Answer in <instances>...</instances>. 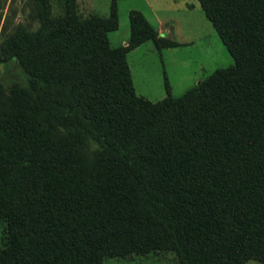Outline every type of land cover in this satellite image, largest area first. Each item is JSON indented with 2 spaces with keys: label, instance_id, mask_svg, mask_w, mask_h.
Segmentation results:
<instances>
[{
  "label": "trees",
  "instance_id": "1",
  "mask_svg": "<svg viewBox=\"0 0 264 264\" xmlns=\"http://www.w3.org/2000/svg\"><path fill=\"white\" fill-rule=\"evenodd\" d=\"M197 1L233 62L156 101L125 54L178 43L131 8L110 46L117 0L106 15L34 0L37 27L3 33L0 264H264V0Z\"/></svg>",
  "mask_w": 264,
  "mask_h": 264
},
{
  "label": "rangeland",
  "instance_id": "2",
  "mask_svg": "<svg viewBox=\"0 0 264 264\" xmlns=\"http://www.w3.org/2000/svg\"><path fill=\"white\" fill-rule=\"evenodd\" d=\"M109 2L77 0L76 5L82 14L92 12L106 15ZM49 3L50 15L61 11V0H49ZM131 8L142 12L153 28L157 26V21L152 12L161 21L165 20V27L172 35L166 34V37L178 43L172 46L175 48L163 47L158 50L147 40L126 52L125 59L135 94L156 101L165 96L164 84L167 83L170 94L177 96L215 68L232 64L230 54L197 0H117V28L107 33L110 46L118 45L124 36H128L127 11ZM38 21L34 0H0V40L3 33L13 29L16 24L33 30ZM180 40L184 42L179 43ZM18 75L20 78L15 80L23 81L19 71ZM8 78L2 80L4 87H9L11 80H14ZM101 264L180 263L171 251H155L126 257H106ZM244 264L261 263L247 260Z\"/></svg>",
  "mask_w": 264,
  "mask_h": 264
},
{
  "label": "crops",
  "instance_id": "3",
  "mask_svg": "<svg viewBox=\"0 0 264 264\" xmlns=\"http://www.w3.org/2000/svg\"><path fill=\"white\" fill-rule=\"evenodd\" d=\"M76 2H77V0H76ZM150 12H151V9H150ZM143 14V13H142ZM144 15V14H143ZM152 16L156 19V21H157V26L156 27H154L155 28V30L159 33V34H161V33H163V35H165L166 36V34H170V37L172 36L171 35V33L170 32H168L167 31V29H166V21L164 20H162L161 21V18L160 17H157L156 16V14H154L153 12H152ZM146 18V17H145ZM149 22V21H148ZM150 23V22H149ZM151 24V23H150ZM152 25V24H151ZM162 35V34H161ZM127 38V36H124V38L119 42V44H123V43H125V40H126V38ZM169 37V36H168ZM172 39V38H171ZM174 40V39H173ZM179 43H181V42H184V41H178ZM141 44V43H140ZM139 44V45H140ZM139 45H137V46H139ZM136 46V47H137ZM171 48V47H170ZM172 48H175V47H172ZM164 49H167V48H164Z\"/></svg>",
  "mask_w": 264,
  "mask_h": 264
}]
</instances>
